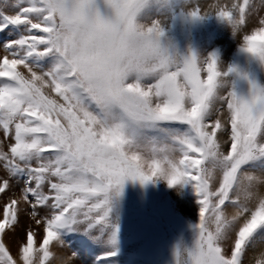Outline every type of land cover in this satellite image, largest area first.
Listing matches in <instances>:
<instances>
[{
  "label": "snow or ice",
  "instance_id": "1",
  "mask_svg": "<svg viewBox=\"0 0 264 264\" xmlns=\"http://www.w3.org/2000/svg\"><path fill=\"white\" fill-rule=\"evenodd\" d=\"M161 184L171 264H264V0L0 4V264H102Z\"/></svg>",
  "mask_w": 264,
  "mask_h": 264
},
{
  "label": "rangeland",
  "instance_id": "2",
  "mask_svg": "<svg viewBox=\"0 0 264 264\" xmlns=\"http://www.w3.org/2000/svg\"><path fill=\"white\" fill-rule=\"evenodd\" d=\"M14 2L0 0V4ZM196 219L195 200L190 190L179 197L164 184L147 193L129 186L120 212L119 253L102 264H171L173 245L181 236L190 237L189 225ZM79 243L73 234L69 244ZM261 246L255 251L264 248ZM96 254L100 255V250Z\"/></svg>",
  "mask_w": 264,
  "mask_h": 264
},
{
  "label": "bare ground",
  "instance_id": "3",
  "mask_svg": "<svg viewBox=\"0 0 264 264\" xmlns=\"http://www.w3.org/2000/svg\"><path fill=\"white\" fill-rule=\"evenodd\" d=\"M259 246H261V245H259ZM264 246V245H263ZM262 247V246H261ZM260 248V247H259ZM258 251H259V249H258ZM258 251H256V252H258Z\"/></svg>",
  "mask_w": 264,
  "mask_h": 264
}]
</instances>
